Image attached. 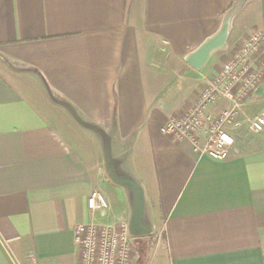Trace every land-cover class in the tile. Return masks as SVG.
I'll list each match as a JSON object with an SVG mask.
<instances>
[{"label":"crops","instance_id":"0c3cea01","mask_svg":"<svg viewBox=\"0 0 264 264\" xmlns=\"http://www.w3.org/2000/svg\"><path fill=\"white\" fill-rule=\"evenodd\" d=\"M255 30L264 0H0V264H78L79 224L140 233L134 264H264V76L207 109L228 159L162 132Z\"/></svg>","mask_w":264,"mask_h":264},{"label":"built area","instance_id":"2783aa9c","mask_svg":"<svg viewBox=\"0 0 264 264\" xmlns=\"http://www.w3.org/2000/svg\"><path fill=\"white\" fill-rule=\"evenodd\" d=\"M264 43V32L255 30L240 47L234 57L224 64L219 73L200 93L196 103L182 117H172L162 127V132L176 140L190 139L196 150L218 161L228 159L234 138L223 129L231 121L232 111L224 110L211 128L206 143L199 144L197 134L204 127L208 107L225 97L240 103L256 93L264 76V52L256 65L252 55ZM255 132L264 130V110L251 121ZM92 212L109 207L108 200L100 191H93L88 198ZM75 242L79 253L78 264H134L135 238L128 227L120 228L95 224H79Z\"/></svg>","mask_w":264,"mask_h":264},{"label":"water","instance_id":"95a60500","mask_svg":"<svg viewBox=\"0 0 264 264\" xmlns=\"http://www.w3.org/2000/svg\"><path fill=\"white\" fill-rule=\"evenodd\" d=\"M225 29H223L216 37H213L211 40H209L208 42H206L202 48L199 50V52L197 53V56L204 59L207 54L215 47H217L218 45H220V43H223L225 40ZM130 233L134 236V235H139L140 233L134 231L131 227H130Z\"/></svg>","mask_w":264,"mask_h":264}]
</instances>
